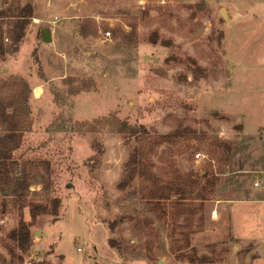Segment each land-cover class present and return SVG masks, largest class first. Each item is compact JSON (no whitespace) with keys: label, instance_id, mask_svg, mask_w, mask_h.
<instances>
[{"label":"rangeland","instance_id":"374dc122","mask_svg":"<svg viewBox=\"0 0 264 264\" xmlns=\"http://www.w3.org/2000/svg\"><path fill=\"white\" fill-rule=\"evenodd\" d=\"M0 22V82L15 77L30 92L14 156L30 188L22 202L0 193V264H193L194 254L264 264V168L244 174L259 199L243 200L205 142L243 139L231 170L243 155L264 157V0H0ZM125 121L192 137L188 150L163 146L153 159L171 156L183 173L210 166L215 193L157 206L141 198L138 175L122 187L138 141L118 130ZM37 205L45 211L33 218ZM22 220L28 252L10 237Z\"/></svg>","mask_w":264,"mask_h":264},{"label":"trees","instance_id":"16d2710c","mask_svg":"<svg viewBox=\"0 0 264 264\" xmlns=\"http://www.w3.org/2000/svg\"><path fill=\"white\" fill-rule=\"evenodd\" d=\"M9 22L12 24L10 37L14 42L19 43L25 34L26 24L20 18ZM85 31L90 34L87 30ZM127 40L131 42L133 37H127ZM5 52L3 30L0 22V53ZM29 94L27 83L21 79L13 77L0 82V124L6 131V134L0 137V193L13 198L18 197L21 202L26 197L30 184L28 183L27 172L21 164L22 161L14 156L20 149V141L24 132L30 128L26 119L29 111ZM118 130L138 139L126 168L128 177L125 178L126 180H122L121 186L125 187L131 184L130 181L138 175L141 180L139 185L141 198L154 201L157 206H160L165 199H169L173 193L184 200L207 198L208 192L213 195L221 184L220 177L210 173V166H207L208 169L203 173L196 171L183 173L178 169L171 156L162 160L160 166L155 162L153 158L163 146L167 148L164 152H167L168 155H174L176 152L181 153L184 151V147L187 150L193 147L192 137L185 132L150 134L142 127L128 121L119 122ZM250 139L256 138L250 137ZM205 142L207 143L208 153L213 159L216 158L219 163L223 164V166L219 165V171L222 174L226 172L230 174L229 179L231 181L228 182V185L236 186V192L245 193L246 198L243 200L259 199L251 196L252 192L245 187V181H242V178L245 176L244 174L256 173L264 168L263 154L254 158L250 155H243L242 161L235 163L237 167L231 170L232 164L229 165V163L232 162V157L235 154L241 152L238 145H243V139L238 142V145L233 142H222L216 138ZM258 158H260L259 161ZM246 165L251 168L245 169ZM260 197L264 198V196ZM42 211H45V206L37 205L33 210V218L37 217V214ZM119 221L118 219L114 225L118 224ZM10 237L22 251L28 252L31 249L32 237L28 222L22 220L19 226L10 232ZM111 242L116 246L115 241L111 240ZM190 259L193 264H204L210 261L206 256L198 260L196 254L191 255Z\"/></svg>","mask_w":264,"mask_h":264},{"label":"water","instance_id":"95a60500","mask_svg":"<svg viewBox=\"0 0 264 264\" xmlns=\"http://www.w3.org/2000/svg\"><path fill=\"white\" fill-rule=\"evenodd\" d=\"M223 12V11H222ZM224 15H226V11L224 10ZM42 37L44 41H50L52 39L51 32L48 28L42 29Z\"/></svg>","mask_w":264,"mask_h":264},{"label":"crops","instance_id":"0c3cea01","mask_svg":"<svg viewBox=\"0 0 264 264\" xmlns=\"http://www.w3.org/2000/svg\"><path fill=\"white\" fill-rule=\"evenodd\" d=\"M238 160H240V159H238ZM243 203H247V204H253V203H259V202H261V201H242ZM232 204H234V203H232Z\"/></svg>","mask_w":264,"mask_h":264},{"label":"built area","instance_id":"2783aa9c","mask_svg":"<svg viewBox=\"0 0 264 264\" xmlns=\"http://www.w3.org/2000/svg\"><path fill=\"white\" fill-rule=\"evenodd\" d=\"M110 34V32H108V35ZM201 153L197 154L198 157H200Z\"/></svg>","mask_w":264,"mask_h":264},{"label":"bare ground","instance_id":"6f19581e","mask_svg":"<svg viewBox=\"0 0 264 264\" xmlns=\"http://www.w3.org/2000/svg\"><path fill=\"white\" fill-rule=\"evenodd\" d=\"M223 12H224V10H223Z\"/></svg>","mask_w":264,"mask_h":264}]
</instances>
